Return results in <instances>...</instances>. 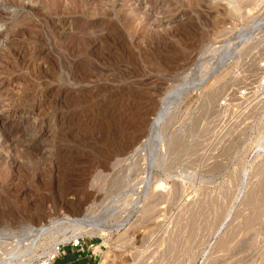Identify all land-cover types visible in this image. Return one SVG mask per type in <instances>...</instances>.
Listing matches in <instances>:
<instances>
[{"label": "rangeland", "instance_id": "rangeland-1", "mask_svg": "<svg viewBox=\"0 0 264 264\" xmlns=\"http://www.w3.org/2000/svg\"><path fill=\"white\" fill-rule=\"evenodd\" d=\"M263 79L264 0H0V264H264Z\"/></svg>", "mask_w": 264, "mask_h": 264}, {"label": "bare ground", "instance_id": "bare-ground-1", "mask_svg": "<svg viewBox=\"0 0 264 264\" xmlns=\"http://www.w3.org/2000/svg\"><path fill=\"white\" fill-rule=\"evenodd\" d=\"M212 75V73H211ZM210 77V76H209ZM207 79V78H206ZM205 82V81H204ZM204 84V83H203ZM201 86V85H200ZM200 88V87H199ZM198 89V88H197ZM185 93V92H184ZM168 100V99H167ZM162 114L159 115V117L156 119V121L154 122V130L159 131L160 129V126H161V121H162ZM164 119V118H163ZM148 124V123H147ZM161 130V129H160ZM156 134V132H154ZM159 133V132H158ZM157 135V134H156ZM149 142V141H148ZM178 144V143H177ZM132 145V144H131ZM143 151V148L142 149H138V153L136 156H140L141 155V152ZM146 151V149H145ZM149 155V154H148ZM146 159L144 160L146 163H145V166H143V170L146 172V178H144L145 180L143 181L144 183V187H143V191L141 193V198H140V201L139 203H143L144 205V209H145V213L149 214L154 212L159 206L160 204L163 203L164 199L168 198V195L165 193H161V189H164L165 188V185L163 184H160L159 183V179H158V184L157 186H155L153 184V181H154V177H155V171L157 169V167L159 166V163L162 164L163 162H165V156L162 154V151L161 150H156V152L150 156V157H145ZM141 166V165H140ZM145 174V173H144ZM156 183V184H157ZM146 214V215H147ZM152 215V214H151ZM154 215V214H153ZM88 222V221H87ZM85 220H75V219H71V218H62V219H59V220H56L54 221V223L52 225H48V226H43L41 228H31V229H26L22 234L21 236H17L18 239H15V243L17 242L18 243V246L16 245L14 247V250L12 252H14L15 250L17 251L18 249H21V245H23V238L28 236V235H34L35 237V241L39 238H41V236L43 237L44 234L46 233H49L51 232L52 230L56 229L57 227L59 226H62L64 224H70L73 225L74 228H77V229H84L85 227L88 226V223H87ZM92 223H89V225H91ZM92 226V225H91ZM95 227V226H94ZM98 228V227H97ZM102 228V227H101ZM100 228V229H101ZM109 229V228H108ZM112 230V229H110ZM87 231V230H86ZM82 232V231H81ZM105 231L103 230H98V233L97 235L99 236H104ZM95 233V232H94ZM20 237V238H19ZM8 238V237H7ZM6 238V240H7ZM10 238V237H9ZM8 238V239H9ZM14 238V237H13ZM4 241H5V238H3ZM12 240V239H10ZM33 240V239H32ZM34 241V240H33ZM34 241V242H35ZM6 242V241H5ZM8 242V240H7ZM14 241H12L11 243L13 244ZM26 242V241H25ZM33 242V243H34ZM10 244V243H9ZM8 247V246H6ZM57 245L53 248L52 252L48 255V258H51L53 256H55L58 252H57ZM31 249V248H30ZM29 251V250H28ZM4 253V252H3ZM15 253V252H14ZM26 253V252H25ZM12 255V253H11ZM11 260H6L4 262V264H10ZM3 264V263H2Z\"/></svg>", "mask_w": 264, "mask_h": 264}, {"label": "built area", "instance_id": "built-area-1", "mask_svg": "<svg viewBox=\"0 0 264 264\" xmlns=\"http://www.w3.org/2000/svg\"><path fill=\"white\" fill-rule=\"evenodd\" d=\"M261 87H264V79L261 80ZM84 239L83 238H78L77 240H73V241H70L69 244H71L72 246L74 247H80L83 249V246H84ZM65 247V244H59L57 245V254L51 258H45V259H41L39 260L36 264H56V259L59 255V253L61 252V250L63 251V253H66V250L64 249Z\"/></svg>", "mask_w": 264, "mask_h": 264}, {"label": "trees", "instance_id": "trees-1", "mask_svg": "<svg viewBox=\"0 0 264 264\" xmlns=\"http://www.w3.org/2000/svg\"><path fill=\"white\" fill-rule=\"evenodd\" d=\"M56 264H83V260L76 254L67 253L62 258L57 259Z\"/></svg>", "mask_w": 264, "mask_h": 264}]
</instances>
